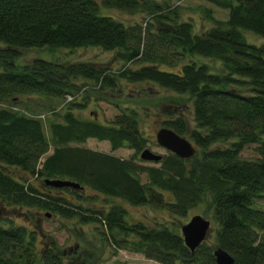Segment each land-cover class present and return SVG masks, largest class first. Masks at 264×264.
Wrapping results in <instances>:
<instances>
[{
    "label": "trees",
    "instance_id": "1",
    "mask_svg": "<svg viewBox=\"0 0 264 264\" xmlns=\"http://www.w3.org/2000/svg\"><path fill=\"white\" fill-rule=\"evenodd\" d=\"M207 1L227 8V17L215 19L200 34L175 6L150 4V16L158 25L147 17L145 22H124L99 9L101 4L128 12L144 10L141 0H0V205L34 208L37 217L45 210L79 223L93 222L99 233L108 232L114 249L140 251L164 264H214L213 246L204 241L190 250L167 224L128 223L122 205L86 206L75 200L82 190L55 187L43 179L69 178L83 189L130 204L148 203L178 217L205 202L217 224L214 245L225 249L233 264H264V208L255 202L264 192V42H248L241 33L264 36V0ZM45 45H95L113 51L123 64L113 70L88 61L34 57L16 68L18 47ZM193 55L219 60L225 72L213 71L190 58ZM75 78L101 90L124 79L185 94L191 101L189 116L164 109L162 126L186 136L198 150L187 158L167 151L158 165H148L76 144L95 137L108 140L111 149L127 146L136 152L147 139L138 128L136 108H121L103 123L78 115L73 105L80 102L72 99L82 86ZM66 93L74 97L63 102ZM24 94L62 101L42 118L29 106L3 105L16 103ZM220 141L227 144L211 146ZM249 143L255 144L256 155L243 157L240 151ZM50 144L51 151L41 160ZM30 176L40 179V187ZM62 189L70 190L69 195ZM36 238V229L27 222L0 223V264H104L92 255L89 263L79 259L74 247L69 250H75L70 254L75 258L66 259L53 244Z\"/></svg>",
    "mask_w": 264,
    "mask_h": 264
},
{
    "label": "rangeland",
    "instance_id": "2",
    "mask_svg": "<svg viewBox=\"0 0 264 264\" xmlns=\"http://www.w3.org/2000/svg\"><path fill=\"white\" fill-rule=\"evenodd\" d=\"M100 1V0H98ZM144 4V10H134L128 12L115 7L99 6L100 12L111 14L120 18L124 22H131L134 20L146 21L151 20L154 25H158L150 16L152 6L150 4L158 5L161 9H167L170 6H175L179 16L188 19L193 25V31L196 33H203L210 28L215 22V19L224 20L227 17V8L219 6L207 0H141ZM141 7V6H140ZM244 39L251 43H263L264 36L255 34L249 30H241ZM18 55L14 58L16 68L28 64L32 58L41 57L49 60H59L63 62L68 61H88L95 65L110 67V69H117L123 62L113 56V51L105 50L95 45L78 46L72 48L66 47H48V46H31L18 47ZM190 58L197 61L205 62L208 66L216 72L224 73L223 67L219 60L210 56L193 55ZM129 66H136V62H126ZM161 66L167 67L162 64ZM109 69V70H110ZM76 85H81L80 91L76 95L73 102H80L78 105L74 104L75 112L82 117H90L99 122L108 121L121 108L127 109L133 107L138 112V128L146 137L144 147H148L155 152L164 155L167 150L158 145L154 138L156 129L162 126V119H164V109L180 110L187 116L191 111V101L185 94H178L172 90L166 89L151 82H128L124 79L116 80L113 87H108L103 90L94 87L91 84H83L84 79H73ZM91 83V81H89ZM229 85H227L228 87ZM237 91L245 92L243 87L232 86ZM16 103H3L15 105L17 108L29 106L33 113L46 114L51 108H57L61 103V98L46 97L37 94L20 95ZM50 113L47 115L49 116ZM47 118V117H46ZM46 118L44 119V131L49 138V131L47 130ZM43 121V120H42ZM192 124V123H190ZM191 141V140H190ZM192 142V141H191ZM193 143V142H192ZM92 149L105 151L117 155L119 157H133L132 160L141 164L158 165V162L143 160L139 157L138 152L127 146H119L111 149L108 140L97 139L95 137H87L84 141L76 143ZM227 144V141L216 142L211 146H221ZM255 144H245L240 154L243 157L255 156ZM196 151L198 148L194 146ZM52 145L48 146V150L40 157L49 153ZM141 178L144 179L143 174ZM30 181L40 187V179L30 176ZM65 195H69L70 190L62 189ZM75 195L73 192H71ZM75 200L80 201L86 206L101 207L107 209L111 204H120L125 208L126 222H133L141 220L146 224L163 225L167 224L175 231L179 232V226L185 222L193 213H200L203 217L209 220V227L206 231L204 242L210 246H215L214 230L217 227L216 222L212 219L211 208L205 202H199L196 205L188 208L184 216H174L168 214L163 208L152 206L148 203L144 204H130L122 198L116 196L106 195L102 192L92 190V188H84L80 191ZM258 206L264 208V192L255 199ZM207 205V206H206ZM45 211V210H44ZM41 210L40 214L33 216L34 208H27L24 206H1L0 205V223L9 219L18 224H25L27 222L31 227H34L37 232V240L46 245H54L58 251L63 252L66 259L73 258L75 250L79 253V259L86 262L92 260L99 261L104 264H164L154 259L145 257L140 251L128 250L123 247H114L110 245L106 234H101L93 222L79 223L77 218H62L58 215H44ZM34 212V213H32ZM38 219V222L36 221ZM131 237V236H130ZM77 245L75 250L70 252L73 245ZM212 247V248H213ZM70 249V250H69ZM89 255H92L90 258ZM75 258V257H74ZM173 264H179L178 262ZM197 264V263H188Z\"/></svg>",
    "mask_w": 264,
    "mask_h": 264
},
{
    "label": "water",
    "instance_id": "3",
    "mask_svg": "<svg viewBox=\"0 0 264 264\" xmlns=\"http://www.w3.org/2000/svg\"><path fill=\"white\" fill-rule=\"evenodd\" d=\"M156 142L176 154L179 157L187 158L194 153V146L189 139L185 136L178 134L173 129L167 126H160L155 131ZM139 156L145 160H158L161 158V154L154 152L148 147H144L140 150ZM43 182L55 187L68 186L71 188H81L82 186L68 178H44ZM48 215V212H45ZM209 221L207 218L196 213L192 214L189 219L182 223L180 227V234L183 243L193 250L205 237ZM211 253L214 257V264H233V257L223 248L215 245Z\"/></svg>",
    "mask_w": 264,
    "mask_h": 264
},
{
    "label": "built area",
    "instance_id": "4",
    "mask_svg": "<svg viewBox=\"0 0 264 264\" xmlns=\"http://www.w3.org/2000/svg\"><path fill=\"white\" fill-rule=\"evenodd\" d=\"M69 97V96H68Z\"/></svg>",
    "mask_w": 264,
    "mask_h": 264
}]
</instances>
